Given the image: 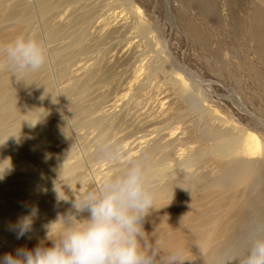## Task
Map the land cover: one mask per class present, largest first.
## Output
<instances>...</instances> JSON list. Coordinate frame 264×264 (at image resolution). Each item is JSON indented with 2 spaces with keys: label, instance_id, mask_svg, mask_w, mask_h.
I'll list each match as a JSON object with an SVG mask.
<instances>
[{
  "label": "bare ground",
  "instance_id": "1",
  "mask_svg": "<svg viewBox=\"0 0 264 264\" xmlns=\"http://www.w3.org/2000/svg\"><path fill=\"white\" fill-rule=\"evenodd\" d=\"M76 1L0 0V44L7 43L20 34H30L43 40L41 32L39 33L34 26L39 18L41 19L40 23L44 21L42 28L46 29L47 40L50 44L52 42L55 44L61 37L59 35L63 31L65 34V30L71 29L72 25L88 24L94 18L91 12L68 16L67 13L70 12L66 9ZM256 2L264 9V0H256ZM169 4L170 0H167V5L169 6ZM260 10L254 14L253 32L256 36L257 33L261 34V37H258L262 41L264 40V20ZM155 29L161 35L158 24ZM162 34L163 40L157 38V33L152 37L153 42L159 47L158 56L155 57L158 58L156 61L158 63L150 64L147 66L148 69L144 63L145 60L151 58L150 56L148 59L143 57L144 61H141L139 65L137 63L138 66L133 69L134 73L132 72L133 78L130 77L131 81H128L123 93L118 98L116 97L117 99L113 100L114 104H111L112 107L110 106L114 109L113 107H116L117 103L125 102L128 98V103L125 104L126 108H123L121 113L113 115L110 114L115 109L111 113L109 104L107 105L109 113H107L108 110L102 108L101 105L104 104L103 100H100L102 95L91 102L88 99L91 93L87 91L90 89L92 79L102 82L110 74V70L115 64H112L110 68L99 67L102 64L88 66L89 63L86 62L89 60L87 59L78 67L71 65L77 68L74 71L71 70L73 68L69 69L71 66L67 65L72 55L78 53V57H80L82 56V54L79 56L80 51L87 50V47L82 44L83 34L72 39L73 41L70 37L71 42L69 41L67 44H64L67 39L64 42L60 39L62 43L58 41L56 44L60 47L50 45L54 55L59 59L55 57L52 60L51 57L52 61L55 59L58 62L57 67L55 66L57 69H54L57 70L56 74L54 71L55 76L50 72L53 64L47 72L48 63L40 71L27 73L23 75V78H17L10 68L0 74V141L7 142V147L0 145V177H2L0 178V257L6 253L15 255L18 248L34 249L41 242H44L46 247L51 246V242L47 240L44 226L57 221L63 214L62 210L66 207L54 209L50 208V205L51 202L58 199L61 193L60 187L70 182L64 181L67 183L61 185L52 183L55 178L50 177L49 174L53 173L57 176L63 170L72 172L75 179L72 181L74 182L77 180L82 182L85 174L82 173L84 164L79 160L80 158L75 162L71 161L77 154L74 155L75 151L69 144L73 140L71 139L72 135L69 134L70 131L68 132L66 129L67 123L70 128L78 131H76L77 136L80 138H87V134L80 132H90L89 129L93 128L99 130L100 134L105 135L107 139V133H110L111 129L115 127L114 125L123 122L130 110L132 112V107L136 104L132 98L136 92L145 95L147 88L141 92V88L147 84L144 83V80L148 79L151 72H155L161 67L164 68L166 76H168L167 82L165 83L166 80L164 83L162 82L164 85L161 82L158 83V85L160 84L159 89H157L158 87L156 89L159 90V95L154 93L155 97L160 96L157 100L161 108L159 115L153 116L155 112L152 115L151 110L148 111L153 117L147 120L146 127V123L141 121L142 125L145 123L144 130L141 128L144 133L135 138L132 135L122 138L121 141L124 144L122 149L127 155L115 160V165L105 168L108 171H104L105 174H102V179H104L102 181L120 174L126 166L129 156L138 157L145 162L148 182L155 187L157 195L151 213L143 221L144 238L149 245H154L159 241L162 249L161 254H166L179 247L184 250V264H214L217 259H225L226 262L228 260L236 261L237 257L244 253L243 250H247L245 248L249 244V236L254 231L253 223H264L263 118L260 114L244 108L246 105L243 101L236 98L229 89H227L229 95H223L224 99L232 105L239 117H250L254 126L242 125L239 119L233 117L230 121L222 119L221 122L218 120V115L213 118L218 110L213 101L215 94L212 93L211 88L210 90L209 87L206 89L201 87L208 82L199 79L200 76L198 78L195 72L192 74L190 68L171 55L168 50L169 38L167 39L168 36L165 32ZM137 37L139 36L132 37V39ZM56 39L58 40L56 41ZM63 39L65 38L63 37ZM138 47L140 46L138 45ZM0 60H3L2 56ZM56 61L53 63L56 64ZM139 61L140 59L137 62ZM50 63L52 62H49V65ZM165 71L162 72L165 73ZM111 72L113 73L114 70ZM56 75L61 79L66 75L70 78L69 75H71L72 82L63 80L62 85L60 79L61 86L56 87L54 84ZM183 77L186 78V81ZM217 84L222 88L225 87L222 83L217 82ZM161 85L163 86L161 87ZM168 85L172 86V91L166 88ZM149 89L146 96L152 92ZM164 90H168V92ZM170 92L174 96L173 99H168ZM195 92H198L201 99V105L198 103L200 106L197 109L195 107L197 101ZM154 96L153 101L155 100L154 103H156L157 97ZM147 99L149 98L147 97ZM148 106L152 105L148 103ZM193 108L199 109L200 113L199 111H197L199 114L196 113ZM201 109L209 112V119L203 118L206 121L204 124L202 123L203 127L198 126L200 125L199 120L207 112L204 111L202 114ZM235 112L231 111V114ZM146 114L148 113L142 114L143 117ZM194 115L197 117L193 118ZM211 115L212 117H210ZM10 125H12V129H8ZM142 125L140 126L139 122V126L142 127ZM261 126L263 132L260 130L257 132L256 128H261ZM148 127L150 129L147 130ZM136 129L138 131L139 128ZM139 133L135 134L139 135ZM69 135L71 141L68 140ZM116 137L117 135L113 138ZM118 137L120 140V136ZM105 138L97 140V143L87 145L89 148L94 147L88 157L98 162L100 159H104L102 149L114 148L110 146L112 143L108 145L109 139L107 141L109 143L106 144ZM108 138L112 139V136ZM79 140L81 141V139ZM88 147L87 149H89ZM115 161L113 160V162ZM94 163L93 165H95ZM102 166L103 164L100 165L101 168ZM103 182L101 183L103 184ZM78 186H81L80 190L83 192L91 189L84 188L86 186L84 181ZM24 188L36 189L41 196L40 199L30 202L19 200L18 196L24 191ZM248 188L252 190L250 198L246 197ZM74 192L75 197L80 193L78 190ZM244 201H247L246 205H243ZM32 207L39 210L38 215L34 218L32 230L23 238L17 239L16 235H11L8 230L13 229L16 222L22 216L27 215L28 209ZM49 210L51 213H48ZM83 215L87 216V213ZM62 226L63 218H61V222L53 226V234L58 233ZM11 238L14 240L10 241ZM4 241L9 243L4 245Z\"/></svg>",
  "mask_w": 264,
  "mask_h": 264
},
{
  "label": "rangeland",
  "instance_id": "2",
  "mask_svg": "<svg viewBox=\"0 0 264 264\" xmlns=\"http://www.w3.org/2000/svg\"><path fill=\"white\" fill-rule=\"evenodd\" d=\"M73 4L71 5V7L66 9L69 10L70 12L67 13L68 16H71L70 14L73 15L75 14V16H77L81 12H91L94 18L88 24L72 25L71 29L68 28L65 30L66 32L69 30L67 35L66 32L64 34L63 31V33L59 35L61 36L59 40L56 39V41L58 40L60 41V43H62L67 39V41H65L66 43H64L67 44L70 41V37H72L71 41H73L74 39H76L75 37H78L81 34L84 35L85 39L84 38L82 39L83 41L82 44L87 47V50L84 52L80 51L79 56L80 54H82V56L80 57H78V53L75 54L74 56L72 55L71 59H69V62H67L68 66L76 65V67H78V65H81L84 62H86L87 59L89 60L88 62H86L89 63L87 64L88 66H96L97 64L98 65L102 64L99 67L107 66L110 68L112 64H115L112 67L113 69L111 68L112 70H110V74H108L107 77H105L102 82H98L97 80L92 79V82L89 87L90 89L87 91L88 93H91L89 94V96L87 95L88 99H90L91 102H93L95 98L102 95L100 99L101 101L103 100L104 102V104L101 105L102 108L104 110H108L107 113H109L110 110L112 113V110L115 109V111L110 115H113L114 113H121V110H123V108H126L125 104L128 103L127 101L129 100L128 98H126L127 100L125 99L126 100L125 102L123 101L117 103V106L113 107L114 109L111 108L112 107L111 104H114L113 100H116L118 96L123 93L124 91L123 89H125L128 83L131 81L130 77L133 78L134 75L133 73L135 71L133 69H136L135 67L138 66L141 61L142 62L144 61V59L142 60V58L146 57L145 59H148L149 56L151 57L148 60H145L144 64L146 67L150 66V64L155 65L156 63H158L156 62L158 58L155 57L158 56L157 50L159 47H157V45L153 42L152 37L157 33L156 35L157 38L163 40L162 33L165 32L168 36L167 39L169 38L168 50L171 52V55L175 59H178L180 63L190 68L192 74L193 72H195L198 78L200 76L199 79L208 82L201 87L204 89L209 87L208 89L211 88L212 93L215 94L213 101L216 103L215 106L218 109L217 110L218 112L216 111L215 113L216 116L215 117L213 116V118H216L218 115V120L221 122L222 119L225 121L226 120L230 121V119H232L233 117L234 119H239L242 122V125L245 126L247 124L251 126L253 125V122H251L252 120L250 119V117L248 116L247 117L244 116L243 118L239 117V115L233 109L232 105L224 99L223 95L224 96L229 95L227 90L229 89L230 92H232L236 98L243 101V103L246 105L244 108H246L247 110L250 109L251 111L258 113V115L260 114V116L263 118L264 121V40L261 41L259 39L258 36H260L261 34L257 33L256 36L255 32H253L254 31L253 27L255 25L254 14H256L257 10L261 9L260 10L262 15L261 17L264 20V11H263L264 9H262V7L258 5L259 3L256 2V0H252V1L251 0H170L169 6L167 5V0H77ZM39 20L41 19L39 18ZM39 20L36 21V24H34V26L38 29L39 33L40 32L42 33V34L40 33V35L43 37V40L47 45V47L49 48L50 45L58 46L56 45L58 44L57 43L58 41L55 42V44L53 42L51 44L49 43V41L46 38V32H45L46 29L42 28L44 27V21L43 22L41 21L42 23H40ZM156 24H158L159 28L161 29V35L155 29ZM135 36H139V37L132 39V37ZM63 37L65 39H63ZM60 39L62 40V42ZM45 40L48 41L47 43L49 44H47ZM132 40L134 41V43ZM138 45L141 48L138 47ZM51 46L48 51L49 57L47 61L48 63L47 72L50 70L51 65L53 64L50 72L54 74L55 71L54 69H57L56 67L58 62L55 59L54 61H52L53 58L55 57L57 58V56L54 55ZM139 48L141 52L140 51L138 52ZM135 50L137 51V53H135L136 52ZM137 59L138 60L140 59V61L137 62L138 61ZM70 60L72 61V63ZM55 61L57 62L56 64H54ZM78 61H80L81 63ZM2 62L3 60H0V64H2ZM49 62L52 63H50L49 65ZM76 67L74 68V66H71L69 67V69L73 68L71 70L74 71V69H77ZM147 68L149 69V67ZM6 69L7 68L0 66V74H3L6 71ZM159 69L161 70L159 71ZM113 70L114 72L112 73L111 71ZM162 71H165L164 68L162 67L158 68L156 69L155 72H151L150 75L147 77L149 81L148 79L144 80L145 81L144 83L147 84L149 83V84L148 85L144 84L145 87L143 86L144 88L143 87L141 88V92H144L146 88H147L146 90L148 91L149 89L148 87H151L149 90L152 92L149 91L150 94L148 96H146L147 91L145 92V95L144 93L142 95L140 92L138 93L136 92L135 95L137 96L134 95L136 99H134L135 98L134 96L132 98L134 104L136 103L134 106L132 105L133 106L132 112L130 110L128 116H126V119L124 120L125 123H123L124 121L123 122L121 121L118 122L116 125H114L115 126L114 128L111 127L114 130L112 131L111 129L110 131L111 134L109 132H108L109 134L107 133L106 136L107 139L105 138V135L100 134L99 130L93 128L89 129L90 132H86V133L85 131L80 132L82 134H87V138H80L77 136L78 131L73 129L72 127L70 128V125L67 123L66 129L68 132L70 131L69 134L74 137L73 139V137L71 136V139L74 141L73 144V141H71L70 139V135L68 136V140L71 141L69 142V144H71L73 151H75L73 152L75 153L74 155L77 154L76 157L73 155V157L75 158L72 159L71 161L73 162L74 160L75 162V160H78L80 158L79 160L83 161L82 164H84L83 169L85 168L84 170L82 169V173L85 174L82 182L80 180L74 182L75 179L73 177L72 172L63 170L60 171L57 176H55L53 173H50L49 176L50 177L53 176V178H55L54 180H52V183L54 182L55 184L61 185L67 183L64 181L70 182L60 187L61 193L57 200L51 202L50 208L53 207L54 209H61L66 207V209L62 210L63 213L62 215H66L68 213V210L71 209L70 205L73 198L75 197L74 191L78 190L80 192L77 194L78 196L84 193L83 191L80 190L81 186H78L79 183L81 185V183L83 184L84 181V185L86 184L84 188H94L102 185L101 182H103L102 180H104L102 179L103 178L102 174H105V172L108 171V169L105 168L108 166H113V164L115 165L116 161L114 160L115 162H113V161L100 159L97 162L94 159H91L88 156H90V153L92 152V150H94V147L89 148L87 145H89L90 143L92 144L97 143V140L98 141L99 139L104 140L105 138L106 144L110 142L108 145L112 143L110 146L114 148L119 146L120 148H122L124 145L123 142L121 141L123 137L132 135V137L135 138L136 136H141L144 133L142 131L144 130L143 125L146 122H148L147 121L148 119L150 120L153 116L159 115V112L161 110L160 105L157 103V100L160 98V96L158 97L156 96L157 97L156 98L154 96V93L155 95L156 94L159 95V90L157 89H159L160 84L158 85V83L160 82L164 83V80H166L165 83L167 82L166 78L168 75L166 76L167 74L166 71L165 73ZM56 72L57 70L55 71V74ZM69 76L71 78V75ZM20 78H23V76ZM70 78L68 77V75H66V77L61 79V77L57 78L56 75V77H54V84L56 87H60L61 83L59 82L61 80H62L61 81L62 85H63V80L64 81L69 80V83H71L72 78L71 81ZM57 79L58 82H56ZM184 79L186 81V78ZM217 82L222 83L223 85H225V87L222 88L217 84ZM163 85H161V87ZM101 86H103V88H101ZM166 88L169 89V91L170 89L171 91L173 90L172 86L170 87V85H168ZM164 91L168 92V90H164ZM171 93L172 92L169 93L168 99L169 98L173 99L174 96ZM197 93L198 92H195L198 102L196 101L195 103L196 106L194 105L196 109L201 105V99ZM151 94H152V98H151ZM143 96L146 97L144 98ZM153 96L156 98L157 104L154 103L155 100L153 101ZM147 97L149 99H147ZM196 98H194V100H196ZM139 103H141L143 109L141 105H139L140 107L138 106ZM143 103L145 106L143 105ZM148 103H150V105L152 106H148ZM198 103L200 104L199 106ZM107 105L109 107L111 106L110 110L108 109ZM136 105L138 106V108H136L137 107ZM155 108L158 109L157 111L158 113L156 112L157 109ZM150 110H151V114L155 112L154 115L152 114L153 115L152 117L151 114L148 112ZM197 111H199L200 113L199 109L196 110L195 112L198 113ZM202 111L203 112L201 113L203 114L205 110ZM231 111H234L236 114L235 113L231 114ZM145 112L148 114H146V116L143 117L142 114L145 115ZM208 113L209 112H207L205 116L202 115L203 116V117L201 116L202 118L200 117L202 120L201 119L199 120L200 121L199 122L200 125H198L199 127H203V124L206 122L204 121L205 119H203L204 117H206V119L207 118L209 119ZM54 115L56 114L54 113ZM149 115L150 117H147ZM195 117H197V115H194L193 118ZM210 117H212V115ZM141 121L145 123L142 125ZM139 122H140V126L142 125V127L139 126ZM146 125L147 123L145 124V127ZM179 125H181L180 122ZM262 125L264 127V122L262 123ZM11 126L12 125H10L8 129H10ZM115 128H117V130H115ZM136 128H139L138 131ZM148 129L150 128L148 127L147 130ZM261 129L263 130L262 126L261 128L260 127L256 128V131L263 132ZM137 132L138 133L140 132L139 135L135 134ZM71 133H73L74 135ZM114 135L115 136L117 135L115 139L113 138L115 137ZM109 136H112L113 141L112 139H110L111 137L108 138ZM118 136H120L121 138L120 140ZM133 138H131V140H133ZM79 139H81V141ZM108 139L109 142H107ZM87 142L88 144H86ZM115 144L116 146H113ZM0 145L7 147V142L0 141ZM87 147L89 149H87ZM93 163L95 165H93ZM102 164L103 166L101 168L100 165ZM102 170L103 172L104 171L105 172L103 173ZM25 189L26 188H24L23 189L24 191L18 196L19 200H26V202H30L31 200L40 199L41 196L36 189H32V190L30 189L25 190ZM251 193H252L251 188H248L246 190V197L250 198ZM245 202L247 201H244L243 205H246ZM48 213H51V210H49ZM261 223L262 222L253 223V229L254 230L262 229L264 223L262 224ZM8 231L9 233H11V235L12 234L15 235V231L13 229L10 228V230ZM12 238L9 240L13 241L14 239ZM3 243L4 245H7L5 241ZM248 247L249 244L245 249H247ZM246 251L247 250H243L244 253ZM244 253H241L239 256H242ZM224 260L217 259V262H215L214 264H231V263L237 264V260L236 261L228 260L229 263L226 262V260L225 261Z\"/></svg>",
  "mask_w": 264,
  "mask_h": 264
},
{
  "label": "clouds",
  "instance_id": "3",
  "mask_svg": "<svg viewBox=\"0 0 264 264\" xmlns=\"http://www.w3.org/2000/svg\"><path fill=\"white\" fill-rule=\"evenodd\" d=\"M0 56V66L10 68L20 78L40 71L49 53L42 39L20 34L0 44ZM101 151L107 161L127 155L119 147ZM156 195L148 182L145 162L129 156L120 174L74 197L66 215L44 226L50 247L41 242L34 249L18 248L15 255L0 257V264H184L182 248L161 254L159 241L149 245L144 238L143 221L151 213ZM38 211L28 209L16 222L13 230L17 239L32 230ZM61 218L63 226L53 234V226ZM237 264H264V229L250 234L249 247L237 257Z\"/></svg>",
  "mask_w": 264,
  "mask_h": 264
}]
</instances>
